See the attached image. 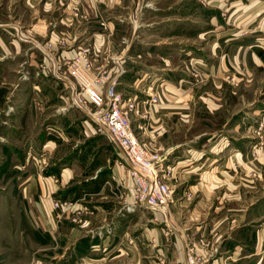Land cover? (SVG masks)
Returning <instances> with one entry per match:
<instances>
[{
  "label": "crops",
  "instance_id": "obj_1",
  "mask_svg": "<svg viewBox=\"0 0 264 264\" xmlns=\"http://www.w3.org/2000/svg\"><path fill=\"white\" fill-rule=\"evenodd\" d=\"M130 1L134 7L143 2ZM239 1L234 0L230 6L236 7L237 11L240 3L241 9L249 6ZM121 4L124 5L122 0H0V71L6 69L11 73L10 81L1 83L11 88L19 86L15 94L10 92L4 95L0 92V111L8 97L13 103L7 114H0L10 131L8 136L2 134L3 137H0V148L6 149L4 161L10 166L11 178L16 176L20 180L21 185L18 184L15 191L12 188V191L30 205L26 212L29 220L27 230L43 242L45 237L55 235L66 241V245L62 246L66 254L59 264L85 260H90L89 264H99L113 259L121 260L122 264H159V261L168 264L171 259L175 260V264H185L184 231L197 242L206 237L210 243L217 242L223 251V258L229 261H226L227 264L233 261L264 264V171L261 179L251 188L242 187L232 176L238 167L247 165L250 157L249 152L241 150L238 142L245 127L241 120L243 116H235L229 129H226L225 132L234 133V140L228 142L224 140L223 129L217 141L216 137L213 138L215 131L208 128L201 132L203 136L197 135L200 134L197 132L188 134L196 116L197 99L191 94L194 87L186 77L188 73H184L186 62L189 64L194 59L202 63V70L212 72V76L206 78L207 83L201 94L206 116L211 119L216 113L219 115L226 111V97L222 99L225 91L232 94L234 88L231 85L237 87L240 84L236 82V76L233 75V84L223 81L226 78L222 75L228 69L241 68L242 65L248 68L249 62L253 64L255 59L250 57V53H255L252 48L254 44L246 43L247 36L232 27L214 26L197 35L205 36L202 37L205 40L196 46L192 26H178L179 23H189V17L161 18V22L170 21L176 25L175 29L164 33L160 31V23L143 27L141 13H138V17H132L133 12H129L128 17L115 16L113 9ZM136 22H139L138 27ZM84 45L89 47L96 69L107 71V79L116 77V88L124 94L134 92L132 85L138 74L148 77L163 75L166 78L162 99L147 111L142 109L146 117L131 116L132 127L138 136L142 139L146 138L145 135L154 136L162 149V163L173 169L168 182L170 197L173 198L171 215H175L177 225L172 224V217L164 214L163 224L170 230L172 237H166L157 227L154 228L156 253L155 257H150L155 259L147 260L148 255L140 237L137 246L130 244V224L138 209L132 213L127 211L120 196L110 194L104 185L105 180L117 176L123 186L118 188L120 195L128 197V189L124 185L127 186L130 179L123 153L105 133L99 131L104 137L92 134L97 126L88 116L87 109H78L93 124L87 130L86 143L79 141L66 146L62 142L59 146L62 153L66 149L63 153L66 156L57 173L61 178L60 185L51 179V172L39 173L29 161V156L34 157L35 152L50 157L52 124L48 107L51 99L52 103H58L53 104L58 107V118L68 117L70 123L76 122L71 120L72 114L75 116L74 108L66 111L68 107L64 105L67 98L65 88L74 82L63 72V60L74 57ZM196 50H203L199 53L212 61L207 62L202 55L194 56ZM172 53L181 56L175 57ZM209 74L205 73L208 77ZM106 81L96 88L98 92L103 91L102 86ZM26 87L25 98L18 103L19 93ZM48 87L53 89L50 91ZM211 88H215L214 91ZM234 98L241 101V95ZM34 103H38L37 109ZM224 117H227V111ZM84 118L74 126V129L79 128L81 134ZM53 128L59 134L65 133L62 124L54 125ZM38 134H42L41 142L36 140ZM66 138L62 136V139ZM105 139L109 142H105ZM223 140L222 146L215 149L221 153L218 159L210 156V153L205 155L204 146H215ZM261 151V163L264 164V146L258 149L259 154ZM44 161L45 158H42ZM72 182L78 186L79 191L76 192L89 193L87 196L93 198L89 204L92 214L83 217V222L79 224L71 223L66 216H60L59 210L51 208V193L54 197H61ZM188 190H192L193 195L185 199ZM46 191L49 196L43 200ZM143 209L148 211L145 206ZM140 228L139 236L143 234L147 238L146 226L140 225ZM16 230L15 227L9 236H5L9 238H0V245L8 243L4 247L0 246V264H19L18 245L13 243L17 238ZM195 244L196 250L201 252L202 248L198 243ZM247 246H251V252L238 255V250L242 253ZM35 249L42 250L44 247Z\"/></svg>",
  "mask_w": 264,
  "mask_h": 264
},
{
  "label": "rangeland",
  "instance_id": "obj_2",
  "mask_svg": "<svg viewBox=\"0 0 264 264\" xmlns=\"http://www.w3.org/2000/svg\"><path fill=\"white\" fill-rule=\"evenodd\" d=\"M232 2H234V0H216L212 3L210 0H143V2L140 3V5L134 7L132 6V1L122 0V3L124 5L121 4L120 6H115L113 9L114 10L113 14L115 16L128 17L129 14L133 12L134 14L132 13V17H138V13H141V17H143V19L141 20V24L144 25L143 27H145V25L148 27L151 25L154 26L156 23H160L159 27L160 29H162L160 31L164 33H167L168 31H172L171 29H175L174 26L176 25H174V23L170 21L161 22L160 21L161 18L189 17L190 19L189 23H184V22L179 23L178 26L182 27V25L184 24H188L189 28L192 26V29L195 32V36H196V46L202 44V41L205 40L204 38H202L205 36L197 37V35L202 33L203 31H207L208 29H213L216 26L217 27L223 26V28L232 27L233 30H238L241 35L247 36L245 38L246 43L252 42V44H254L252 48L255 49V53H250V57H253L258 64H256L255 61H252L253 64H251L250 62L248 64V59H246L247 64L249 66L248 68H244L245 66L242 65L241 68L231 69V70L228 69L222 75V77L224 76L226 78V79L224 78L225 80L223 81H226L227 83L235 82L234 76H236L235 78L238 79L236 80V82L240 83L239 86L237 87L231 85L232 88H234V93L229 94L228 92L225 91L226 94L222 97L223 100L226 97L225 99L226 104L224 108L227 111V117H224V113L226 111L220 112L219 115L218 113H216L215 115H213L214 117H211V119H208L206 116L207 115L205 112L206 107H205V103H203L202 101L201 94H203L204 84L207 83L206 78H210L212 76V72L202 70V66H201L202 63L199 64L198 61L197 62L194 61L195 59L192 60L189 64L188 62H186L185 65H187V68L184 69V73H188L186 77L189 78V80H191L192 86L194 87V90L191 89V94L195 96V99H197L195 105L196 116L194 120L191 122V126H190L191 128L189 129L188 134H192V132H197L200 133L197 135L203 136L201 132L205 128H208L211 131H215L216 135H213V138L216 137V141H217L218 134H220V130L223 129L224 140L228 142L234 140L233 139L234 133L225 132L226 129H229L228 127L231 126L230 124H232V120L235 116H243L241 117V120H242V124L245 127L238 137V142L241 144L240 147L241 150L244 149L247 152H249L250 157L248 159L247 165L243 166L242 168L238 167L236 170H234V172L236 171L235 175L232 174V176L236 178V180L238 181V183H240L242 187L251 188L254 187L256 181L261 179L262 173L264 171V164L261 163L263 161V159L261 158L262 151L260 152V154L258 152V149L264 146V0H241V2L247 3L249 5L243 7L245 9L244 11L242 10L243 8L242 9L240 8V6H242L241 3L239 5L238 11L235 10L236 7L234 6L231 7L230 4H232ZM238 2L240 1L238 0ZM212 20H214V22H212ZM137 25H139V22H136V26ZM123 29L126 30L127 28H123ZM199 51L203 52V50H196L194 56L202 55V57L205 60H207V62H210V60L212 61V59H210L209 57L207 58L204 57L203 54H200ZM172 56L179 57L181 55L172 53ZM68 59L69 58H65L63 61ZM207 65L208 64H206V67ZM253 66L256 67L251 68ZM248 71H250L251 73H248ZM205 73L208 74L210 73L209 77L206 76ZM2 77H5V79H3ZM10 77H11V73L8 70L3 69L0 71V92H2L4 95L10 94V92H12V94H15L17 93V88H19V86H16L15 88H11V86L1 83V81L9 82L11 79ZM158 77L160 78V81L162 83V91H163L165 89L164 85L166 83V78L163 75H158ZM71 87H73V84H71L68 88H65L67 91V98L64 105L68 107L66 111L68 109L74 108L75 110L74 113L76 117L72 114L71 120L76 122L70 123V119L68 117L58 118L56 114V109H58V107L57 108L55 107L58 103L57 102L52 103L53 99H51V103H49L50 106L48 107V109L51 110L50 123L52 124L50 126V138L52 145V150H50V157L47 155H43L41 151L39 153H41L42 155H38V153L35 152L34 157L29 156L30 157L29 161L32 164L31 166H33L36 171L44 174H46L47 172H51L52 173V175H50L51 179H54V181L56 183H59V185L61 183L60 181L61 178L57 173L59 172L61 163L64 157L66 156L63 154L66 152V149H64L63 153L61 150H59L60 144H62L63 142L64 144H66V146H72L73 143H78L79 141H83L84 143H86L88 139L86 136L87 130H89L90 126L94 124V123L92 124V122L88 120V117L86 118L83 115V113H81L78 110L84 107L83 109H87L88 112H92L95 109L94 105L90 102L88 96L83 93H80L78 95L79 96V100H78L76 91L71 89ZM27 89L28 88L26 87L23 91L19 93L20 97L18 103L24 100ZM48 89L51 91L53 88L48 87ZM214 89L215 88H211L212 91H214ZM239 95H241V101L237 99ZM235 96L237 101L234 98ZM161 99L162 98H160V100ZM53 104L56 105L54 106ZM12 106L13 103L11 101V98L9 99L8 97L7 102H4L3 104V110L0 111V114H5V113L7 114L8 112L7 110H11ZM34 106L37 109L38 103H34ZM35 108L33 107V109ZM147 109L149 108H146V111ZM207 112L208 115L210 116V111L207 110ZM241 113L242 115H240ZM139 116L145 118L146 114L142 113ZM0 117H1L0 137L2 138L3 135L8 136L10 134V131L8 128H6V125L3 123L5 118L2 116ZM82 118L84 119H83V126L81 128V131L82 134L84 135L79 133V128L74 129V126L78 123V120H82ZM226 120L228 121L225 123ZM57 124H62L63 127H65L64 128L65 133L59 134V132L54 130L53 126ZM134 124L136 125L135 122ZM206 124L208 125L211 124L212 127H208V125ZM132 126H133V122H132ZM37 130H38V126H36V131ZM92 134H95L96 137L97 136L104 137L102 134H100L99 130H97L96 127H94ZM64 135L67 137L66 138L67 140L62 139V136ZM145 137H146L145 139H150V137L154 139L156 145L160 149L159 152L162 153V149L158 145V141L154 136L145 135ZM36 140L38 142H41L42 134H38L36 136ZM224 140L220 141V144L218 142L215 146H207V145L204 146L206 153L205 155H209L210 153V156L218 159L221 153H219L215 149H219V146H222ZM104 141L107 143L109 142L107 139H105ZM5 152L6 149L4 147L3 150H1L0 148V238L5 237L6 235L9 236V234L16 227L17 230L15 232L17 238H15L16 241L14 240L13 243L15 244V246L18 245L17 257L19 260L18 261L19 264H59L58 262H60V260H62L66 254L65 251L63 252L64 248H62V246L66 245V241L61 240L57 235H55L53 237L51 236L45 237V242H43L38 236H32L31 232L27 230L29 220L26 217V212L30 205L26 203L25 199L22 200L21 198L16 197V193L12 191V188H14L13 190L15 191L17 185L20 184V180H18L16 176H13V178H11L12 176L10 174L11 173L10 166L7 165L6 162L4 161ZM42 158H45L46 161L42 162ZM161 160H163V156L161 157ZM164 174L165 175L162 177V180L165 183H167L169 186L168 179L169 177L172 176L173 169L169 168L168 172L165 171ZM69 184H70L68 188L69 190H66L61 195V197L60 196L54 197L51 193V201H50L51 208L52 210H59L60 216H66L67 220H69L71 223L79 224L83 222L82 220L83 217L92 214V212L90 211L89 204L93 201V198L91 199L90 196H87V194L89 195V193L86 194V192H84V194H81L80 192H76L79 191L76 183L72 182ZM112 184H113V188H112ZM104 185H106L108 189L106 188L105 189L110 194L112 193L120 196L119 198L121 199L122 204L124 203L126 205L125 209L127 211H131L132 213L136 209H138L136 210L137 212L135 213L137 215L134 216L132 223L130 224V231H131L130 244L132 245L135 244V246H137L138 243L137 239L140 237L141 241L143 242L144 250L148 255L147 260L155 259L150 257V255H153V257H155L154 255L156 253L155 252L156 247L153 244L155 238L153 236L155 233L154 228L157 227L158 230H160L164 236L172 237V235L170 234V230L167 227H165L163 224L164 223L163 218L165 217V215L161 211L162 207L159 206L161 208L158 209L148 208V211L147 209L144 211L143 209L144 205L134 198V188H133L132 180L129 182L127 186L124 185V187L128 189L127 190L128 197L127 196L122 197L120 195L118 188H122L123 186L121 182L118 180L117 176H111L109 180H105ZM19 189L21 190V188ZM47 195L49 196V193L47 194L46 191L42 197L43 200L45 198L47 199L48 197ZM192 195H193L192 190H188L185 194L186 197L185 199H190ZM170 196H171V191L169 193L168 200H166V204H165V209L167 212L166 215L169 216V218L172 217V224L176 226L177 225L176 219L174 221L175 215L173 216L171 215L170 205L173 201L172 200L173 198ZM117 197H115L116 200ZM63 207H65L66 209ZM32 220L36 221L33 218ZM140 225L146 226L147 238H145L143 234H140L141 236H139V230H142V228H140ZM189 228L191 229V226ZM150 232L153 234H151ZM158 235L159 234H157V237ZM182 236L186 240L183 241L184 252H185L184 243L186 242L188 246H190L191 252H193V254L195 255L197 259V264H227V262L229 263L227 259L223 258L224 255L222 254L223 251L220 249L219 245H217V242L213 241V243H210L208 241V237L206 236L205 239H202L199 242H197L196 241L197 239L190 238L185 233V231H184V235ZM201 237L202 236H200V238ZM5 238H9V237H5ZM195 243H198V245L202 248L201 252L196 250ZM1 245L4 247L8 245V243L7 244L1 243ZM35 247L36 248L44 247V249L37 250L35 249ZM95 249H98V246H95ZM245 250L246 251L240 253V249H239L238 255L245 253L249 254L251 252V246H247ZM231 251L233 252L234 250L232 249ZM89 263L90 260H85V261H79L78 263H74V264H89ZM99 264H122V261L113 259V260L101 261L99 262ZM147 264L149 263L147 262ZM159 264H164V263L159 261ZM165 264L167 263L165 262ZM168 264H175V260L171 259ZM230 264H254V262L233 261L230 262Z\"/></svg>",
  "mask_w": 264,
  "mask_h": 264
},
{
  "label": "built area",
  "instance_id": "obj_3",
  "mask_svg": "<svg viewBox=\"0 0 264 264\" xmlns=\"http://www.w3.org/2000/svg\"><path fill=\"white\" fill-rule=\"evenodd\" d=\"M63 66V72L74 82L71 89L76 91L77 96L86 94L94 105V111L88 112L93 123L121 149L133 183L134 198L149 209L162 207L161 211L167 214L165 204L170 188L162 177L169 167L162 163V153L155 140L140 138L131 124L133 114L141 115L143 108H150L160 100L163 92L160 78L138 74L132 85L134 92L124 94L116 88V77L107 79V71L96 69L87 46L65 60ZM105 81L103 91L98 92L96 88ZM77 98L79 100V96ZM184 247L185 264H197L186 242Z\"/></svg>",
  "mask_w": 264,
  "mask_h": 264
}]
</instances>
